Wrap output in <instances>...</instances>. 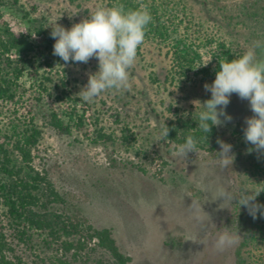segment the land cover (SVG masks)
<instances>
[{
  "label": "rangeland",
  "instance_id": "1",
  "mask_svg": "<svg viewBox=\"0 0 264 264\" xmlns=\"http://www.w3.org/2000/svg\"><path fill=\"white\" fill-rule=\"evenodd\" d=\"M218 1L220 13L236 15V6L242 0ZM98 7L97 0H20L5 15L15 31H28V18L40 19L48 26L57 22L70 29ZM195 10L201 15L199 5ZM69 15H73L71 19ZM235 15L222 25H213L212 30L244 52L252 46L253 30L262 34L264 25L256 26L254 20L245 24ZM64 67L79 96L89 75L98 71V60ZM174 69L167 47L156 41L144 42L130 69V89L109 90L94 102L84 103L99 117V126L112 134L111 140L95 142L76 130L64 133L49 126L44 131L37 164L46 168L71 213H78L95 228L112 229L121 251L132 258L127 264H235L237 245L221 253L212 244L218 234L234 233L226 222L233 203L212 201L207 190L230 186L234 192L242 180L249 183L246 147L240 145L236 132L245 128V118L253 113L247 100L233 94L227 107L233 121L217 128L215 138L233 146L235 161L231 170L222 171L215 163L219 145L213 150L199 148V156L189 153L186 160L178 157L175 153L181 145L156 142L155 113L165 109L162 98L166 105L174 103L180 113L195 109L200 106L198 101L211 94L204 85L215 79H201L192 72L189 77L177 73L172 79ZM166 75L169 81L161 83ZM155 77L160 83H153ZM117 114L121 116L120 124L115 122ZM123 123L129 125L132 141L122 140ZM193 199L205 211H201L206 217L203 224H198L188 209ZM191 236L209 243L205 246L186 240ZM17 253L23 258L20 264H43L40 258L35 261L36 252L25 247ZM39 254L45 257L43 251ZM98 260L115 264L110 254L98 247L78 262L95 264Z\"/></svg>",
  "mask_w": 264,
  "mask_h": 264
},
{
  "label": "trees",
  "instance_id": "2",
  "mask_svg": "<svg viewBox=\"0 0 264 264\" xmlns=\"http://www.w3.org/2000/svg\"><path fill=\"white\" fill-rule=\"evenodd\" d=\"M19 1L0 0V264L22 263L17 253L21 246L36 252L35 261L40 258L43 264H89L78 260L97 247L108 252L113 263L127 264L132 258L121 251L112 229L95 228L78 213H71L46 168L37 164L46 127L64 133L76 130L95 142L111 140L112 134L99 126V117L91 113L89 105L84 106L70 85L62 60L53 55L51 27L40 19L28 18L26 33L12 28L5 14ZM97 1L100 7L122 4L131 10L142 4L150 12L153 20L145 42L156 41L167 47L175 68L172 79L177 73L189 77L191 72L201 79H215L220 61L243 54L212 30L213 25H222L235 15L220 13L218 0ZM195 5L200 6L199 16ZM236 9L235 16L241 22L254 20V25H264V0H242ZM256 30L252 32L253 42L264 39V33L257 34ZM32 33L37 38L33 39ZM152 80L160 83L157 77ZM168 81L166 75L161 83ZM210 97L206 95L202 102ZM161 103L165 109L155 113L154 132L158 136L168 127L167 142L183 145L192 136L198 148H216L217 127L207 137L198 128L201 105L180 113L174 103L166 105L164 98ZM120 117L117 114V124L122 123ZM120 131L123 141H132L127 123ZM236 135L240 145L246 147L250 163L249 183L242 180L234 190L240 193L245 187L264 185V155L248 153L252 146L244 140V129ZM257 202L264 204V192ZM226 222L239 236L235 264H264V216L253 219L246 208L233 201V212ZM39 250L45 257H40ZM95 264L104 263L98 260Z\"/></svg>",
  "mask_w": 264,
  "mask_h": 264
},
{
  "label": "clouds",
  "instance_id": "3",
  "mask_svg": "<svg viewBox=\"0 0 264 264\" xmlns=\"http://www.w3.org/2000/svg\"><path fill=\"white\" fill-rule=\"evenodd\" d=\"M74 15V14H73ZM73 15H69L71 19ZM153 17L141 4L139 8L126 9L124 5L98 7L94 12L72 27L66 28L59 23L50 24V36L55 40L53 55L58 56L64 65L87 64L92 58L98 60V71L91 73L87 84L78 93L85 103H92L102 93L109 90L117 92L130 89V69L137 61L138 50L145 42L146 30ZM27 31H25L26 33ZM35 39L36 33H32ZM206 66L201 64L200 66ZM204 90L211 97L200 102L202 110L196 121L198 128L207 134L213 127H223L233 121L227 112L231 96L236 94L241 100H247L252 116L245 118L244 140L251 145L247 151H255L264 155V39L255 40L252 46L235 58L220 61L215 80L204 85ZM169 136V128H163L156 142L165 141ZM219 151L215 163L222 171H229L235 161L233 146L217 138ZM189 153L200 154L197 141L188 136L175 155L186 160ZM255 188H243L240 193L230 190V186H219L215 190H207L212 201L222 200L243 206L253 219L264 216V204L257 202V197L264 192V185ZM222 203V204H223ZM221 204V205H222ZM193 219L203 224L206 217L199 201L193 199L188 208ZM203 212H205L203 210ZM186 240L194 243H209L206 239L191 236ZM239 242L238 234L222 232L212 241L217 252H224Z\"/></svg>",
  "mask_w": 264,
  "mask_h": 264
}]
</instances>
